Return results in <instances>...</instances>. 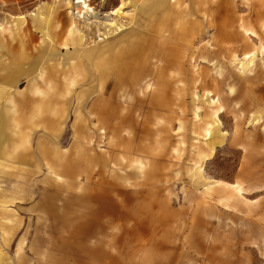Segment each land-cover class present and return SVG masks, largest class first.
Segmentation results:
<instances>
[{
	"label": "rangeland",
	"instance_id": "obj_1",
	"mask_svg": "<svg viewBox=\"0 0 264 264\" xmlns=\"http://www.w3.org/2000/svg\"><path fill=\"white\" fill-rule=\"evenodd\" d=\"M93 4L0 0V264H85L110 190L126 229L177 227L166 264H264V0Z\"/></svg>",
	"mask_w": 264,
	"mask_h": 264
},
{
	"label": "crops",
	"instance_id": "obj_2",
	"mask_svg": "<svg viewBox=\"0 0 264 264\" xmlns=\"http://www.w3.org/2000/svg\"><path fill=\"white\" fill-rule=\"evenodd\" d=\"M64 2L66 3L68 14H70V0H64ZM180 6L181 1L179 2V7ZM139 34L146 35L145 32H140ZM128 37L130 36L127 35L126 39ZM120 192L119 194L118 191L115 192L114 190H110L109 195H105L107 198L111 199L108 206L111 207L116 216L108 217V220L101 224L98 223L99 227L95 229L101 230L100 233H97L101 239V243L86 244L84 256H82L84 258L82 260L85 264H125L126 262H130L131 264H166L168 256L172 251L171 247L175 246V244L172 245V239L177 227H168L158 231V229L154 227L155 224L140 223L139 225L142 226L140 227L133 223V225H129L128 229H126L123 218L120 217L124 215L125 212L124 200L121 199L124 197V192ZM74 206L75 202L71 201L70 207ZM70 215H72V213ZM70 218V220H72L73 215L70 216ZM170 230H172L171 233H169ZM127 236L132 237L130 238L131 241L141 240L142 244L135 245L132 243L129 245L128 249H126L125 237ZM129 253L140 254L142 258L134 257L125 260V255ZM73 261L77 263L76 259Z\"/></svg>",
	"mask_w": 264,
	"mask_h": 264
},
{
	"label": "bare ground",
	"instance_id": "obj_3",
	"mask_svg": "<svg viewBox=\"0 0 264 264\" xmlns=\"http://www.w3.org/2000/svg\"><path fill=\"white\" fill-rule=\"evenodd\" d=\"M115 12H116V10L110 11V12H107V13L97 12L96 13L97 17H96L95 14H94V17H96L95 19H104V20L110 21L111 20V16H114L115 15ZM71 30L73 31V29H71ZM230 42H232V41H230ZM189 50L192 51V52H194L196 50V48L194 47V45H192V46L189 47ZM226 50L229 51L230 53H233L234 54L237 51V48L231 46V48H226ZM203 52L204 53H207V54L214 53V51L212 49H210L209 47L208 48H205ZM241 55L243 56L244 59L248 57L246 52H242ZM50 59L53 61L54 60V57L52 56ZM79 60H80V62L78 63V68L77 69H76V67H73L75 60H74V58L71 59V56L67 60L65 59V60H62L60 62V66L61 67L67 66L69 69H72V72L67 74L68 77H70V80H72V79L75 80L76 76H78L77 71H79L81 68H83L81 65H82V63L84 61L82 59H79ZM249 66H250V71H252V72H256L257 69H258L257 64L248 65L246 69H248ZM117 68H118V74H120V69L122 68V66L117 67ZM193 71H194V73H193V75H194V82L195 83H200V81L203 82L204 81L203 80V77L200 76L199 72L196 71L195 67L193 68ZM244 71H245V67L243 68V71H240L239 70V73L236 74V75H234L235 77H233L231 75L232 74L231 73V67H228L225 70V73L221 77H214L213 78V82H216L217 84H224L226 80H230L231 82L235 83L236 82V78H238L236 76H244L245 78L247 77L245 75ZM71 75H73V77ZM63 76L65 77L66 74H63ZM248 81L249 80H247V82ZM243 90L244 89L236 90L235 92H229L227 94L229 96H231L232 99L238 100V99H240L244 95ZM24 245H25L24 238H20L16 242V244H15V254L20 253Z\"/></svg>",
	"mask_w": 264,
	"mask_h": 264
},
{
	"label": "built area",
	"instance_id": "obj_4",
	"mask_svg": "<svg viewBox=\"0 0 264 264\" xmlns=\"http://www.w3.org/2000/svg\"><path fill=\"white\" fill-rule=\"evenodd\" d=\"M70 8L73 11L74 17L86 20H94L97 17L93 0H70ZM94 14L96 17H94Z\"/></svg>",
	"mask_w": 264,
	"mask_h": 264
}]
</instances>
